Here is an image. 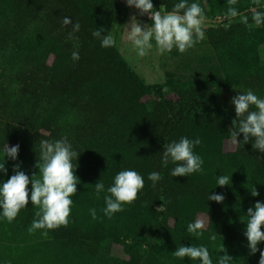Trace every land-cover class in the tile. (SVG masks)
Instances as JSON below:
<instances>
[{
  "label": "trees",
  "instance_id": "1",
  "mask_svg": "<svg viewBox=\"0 0 264 264\" xmlns=\"http://www.w3.org/2000/svg\"><path fill=\"white\" fill-rule=\"evenodd\" d=\"M176 2L152 0L156 10H171ZM197 2L206 16L205 38L175 66L189 77L174 70L162 85H145L116 47L101 48L91 34L125 24L130 8L121 1L0 0V148L19 145L15 161L5 158L7 172L0 179L7 181L16 164L38 178L41 140L66 137L79 153L68 224L47 236L43 230L30 233L38 211L30 202L11 223L0 219V264H198L171 253L200 244L214 264L225 253L234 264H258L264 242L251 254L243 231L247 209L264 202V154L252 148V140L229 152L223 145L235 127L230 100L247 89L264 97V24L251 19L253 10L264 11V0ZM230 6L247 22L225 18ZM219 15L221 22L212 21ZM64 17L80 30L64 26ZM73 51L79 60L71 59ZM181 136L200 138L194 152L204 161L202 173L170 177L172 165L161 167L163 145ZM123 169L143 176L144 188L108 218L93 186L99 179L109 186ZM152 171L162 174L155 187L147 179ZM219 175H231L230 184L215 187ZM206 193L224 199L208 201ZM201 209L208 221L197 239L186 228ZM114 245L123 257H112Z\"/></svg>",
  "mask_w": 264,
  "mask_h": 264
},
{
  "label": "clouds",
  "instance_id": "2",
  "mask_svg": "<svg viewBox=\"0 0 264 264\" xmlns=\"http://www.w3.org/2000/svg\"><path fill=\"white\" fill-rule=\"evenodd\" d=\"M237 0H229V5H235ZM127 7L134 8L140 16H147L150 24L143 26L135 16L129 21L119 26L121 39L127 41V51L133 53L136 58H144L155 49L158 53L165 55L171 53L173 49L184 53L194 47L205 38L203 23L206 19L205 12L197 0L189 3V0H177L172 5L171 10H163L161 5L159 10L153 8L152 0H125ZM225 18L231 21L240 17L242 22H247L248 18L241 16L237 8L228 7ZM252 22L256 25L264 24V11L253 10ZM62 24L72 25V32L80 30V24L73 23L69 17H64ZM226 27L228 25H225ZM102 32L104 33L102 35ZM92 36L99 39L101 48H114L118 46L116 34L111 30L96 28ZM73 61L79 60V52L73 51L71 54ZM234 108L236 120L235 127L229 132V137L233 145L239 146L247 144L250 140L252 148L264 154V97L258 96L251 89L237 92L230 100ZM243 137L238 140V136ZM199 137L189 139L181 136L178 140H173L163 145L160 155V165L167 168L170 177H188L193 173H202L204 161L200 155L194 152V148L200 145ZM19 145L8 147L6 144L0 148V174H6V159L15 161L17 159ZM79 153L73 149L66 137L58 140H41L39 144V161L35 167L39 169V177L36 175L29 177L24 171L19 170V164L14 165L13 175L7 181L0 179V219L11 223L18 215L19 211L31 205L37 206L36 219L28 228V231H41V236H47L49 230L57 229L68 224V217L73 205L72 197L77 193L78 178L74 175L77 166L76 161ZM231 175L215 176V187L230 184ZM151 186L162 179V174L152 171L147 175ZM29 185L30 188L28 187ZM94 194L97 199L103 198V214L111 218L113 214L122 212L125 205L131 204L137 194L144 188V177L133 169H123L117 172L112 178L109 186L105 187L104 182L99 179L94 184ZM250 194L253 197L258 192L252 188ZM208 201L220 203L224 197L221 194H205ZM92 219H96V209H89ZM246 218L243 235L247 241V248L251 254L258 251V244L264 242V202L257 201L247 209L244 216ZM207 219V218H206ZM208 221V220H207ZM204 220L197 218L187 224L186 231L193 237L199 239L205 230ZM210 240L216 239V234L209 236ZM220 252H225L223 247ZM258 264H264V249H259ZM171 255L179 260L187 258L198 264H214L210 256L209 248L206 245H189L176 248ZM215 264H234L232 258L227 255H219Z\"/></svg>",
  "mask_w": 264,
  "mask_h": 264
},
{
  "label": "rangeland",
  "instance_id": "3",
  "mask_svg": "<svg viewBox=\"0 0 264 264\" xmlns=\"http://www.w3.org/2000/svg\"><path fill=\"white\" fill-rule=\"evenodd\" d=\"M122 3L125 4V0H120ZM130 8V7H129ZM135 16L138 21L141 22V25L145 23H149L150 21L148 17L140 16L137 14V11L134 8H130V13L128 14V18L125 22V24L129 21V18ZM217 17H220L217 16ZM215 19H212L214 21ZM123 24V25H125ZM205 22L203 23L202 27L204 26ZM122 25V26H123ZM118 40V46L116 47L119 50V53L122 55V57L127 61V63L132 67V69L135 71V73L138 75V77L143 81L145 85H162L165 82V78L167 73L173 72L176 69V64L183 57L184 53L177 52L175 49L171 53L162 55L155 51L153 49L148 56L144 58H136L135 55L129 51H127V41L126 39H121V32L120 28H115L112 30ZM178 76H187L189 77V74L186 72H183L181 70H177ZM164 91H167L166 88H164ZM234 146L231 142V140H226L223 145V150L225 152L232 151L234 149ZM200 218L207 223V213L205 209H201L196 217ZM112 257L117 259L123 257V252L118 245H114L112 248ZM257 258L253 257V261H256Z\"/></svg>",
  "mask_w": 264,
  "mask_h": 264
},
{
  "label": "built area",
  "instance_id": "4",
  "mask_svg": "<svg viewBox=\"0 0 264 264\" xmlns=\"http://www.w3.org/2000/svg\"><path fill=\"white\" fill-rule=\"evenodd\" d=\"M224 19V17H217L215 18L214 22H221Z\"/></svg>",
  "mask_w": 264,
  "mask_h": 264
},
{
  "label": "crops",
  "instance_id": "5",
  "mask_svg": "<svg viewBox=\"0 0 264 264\" xmlns=\"http://www.w3.org/2000/svg\"><path fill=\"white\" fill-rule=\"evenodd\" d=\"M120 1V0H119Z\"/></svg>",
  "mask_w": 264,
  "mask_h": 264
}]
</instances>
